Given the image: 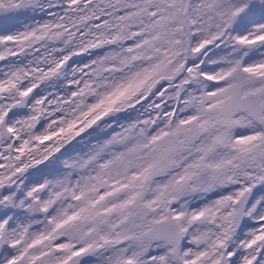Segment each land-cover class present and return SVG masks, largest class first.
<instances>
[{
	"label": "snow or ice",
	"instance_id": "obj_1",
	"mask_svg": "<svg viewBox=\"0 0 264 264\" xmlns=\"http://www.w3.org/2000/svg\"><path fill=\"white\" fill-rule=\"evenodd\" d=\"M0 264H264V0H0Z\"/></svg>",
	"mask_w": 264,
	"mask_h": 264
}]
</instances>
